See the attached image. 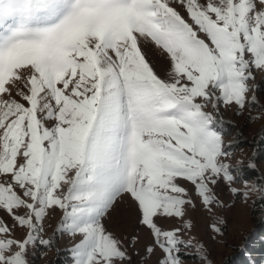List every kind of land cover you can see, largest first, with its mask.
I'll return each instance as SVG.
<instances>
[{"label": "snow or ice", "instance_id": "1", "mask_svg": "<svg viewBox=\"0 0 264 264\" xmlns=\"http://www.w3.org/2000/svg\"><path fill=\"white\" fill-rule=\"evenodd\" d=\"M257 72L264 0H0V264L53 247L57 210L72 264H141L121 201L153 264H186L191 224L165 225L241 195L222 117L264 112ZM245 186L264 199V177Z\"/></svg>", "mask_w": 264, "mask_h": 264}, {"label": "rangeland", "instance_id": "2", "mask_svg": "<svg viewBox=\"0 0 264 264\" xmlns=\"http://www.w3.org/2000/svg\"><path fill=\"white\" fill-rule=\"evenodd\" d=\"M255 84L257 88L249 96L255 94L257 103L264 105V74L257 72ZM249 117H255V119L249 120ZM222 118L223 127L229 133L225 137V143L231 142L234 147L233 155L228 163L238 170L239 179L232 187L238 189L241 195L237 196L224 189L218 194L223 206H213L212 212H208L198 204L195 210L187 212L184 221L173 220L170 225H165V227H182L183 224H191L190 229H184L182 238L191 239L196 247L188 250L192 254L184 257L186 264H201V261L196 258L197 255H206L205 264H223L227 256L241 248L245 234L248 235L254 231L256 225L254 223H257V217L261 214L257 209L259 207L256 206L261 199V194L250 192L245 199L243 193L247 191L245 181L254 184L259 178L264 177V156L261 160L255 161L257 172H259L258 179H254V176L246 178L242 167L248 166L250 160L253 159L254 148L249 145L237 146L236 137L255 135L258 128L264 124V112L246 109L243 114L235 115L232 110H223ZM254 208L257 213L254 212ZM61 216L62 213L57 210L45 218L43 236L51 238L54 246L51 248L37 247L35 255L30 257L32 264H52L56 256L64 259L65 264H72L70 250L74 241L68 235L56 232ZM213 225L220 231H214ZM110 226L118 235L137 236L139 242L133 249L136 260H141V264L144 260L147 264H153L155 257L148 256L144 252V245L148 242L147 235L138 226L135 211L127 202L121 201L117 205ZM200 245H203V248L198 252L197 247Z\"/></svg>", "mask_w": 264, "mask_h": 264}, {"label": "trees", "instance_id": "3", "mask_svg": "<svg viewBox=\"0 0 264 264\" xmlns=\"http://www.w3.org/2000/svg\"><path fill=\"white\" fill-rule=\"evenodd\" d=\"M264 128V124L261 125L257 133L250 137H246L243 135H239L236 137V145H249L254 148V156L255 161H259L264 156V138H262L261 129ZM243 174L246 178L254 176V179H258L259 172L257 169L253 170L249 166H243ZM256 206L261 212L259 217H257L258 221L254 227V231L251 234H245L242 239V246L237 252L231 253V255L227 256L223 261V264H264V200L260 199ZM254 212L257 213L254 208ZM253 213V212H252ZM52 264H65L64 259L61 257H55L53 259Z\"/></svg>", "mask_w": 264, "mask_h": 264}]
</instances>
